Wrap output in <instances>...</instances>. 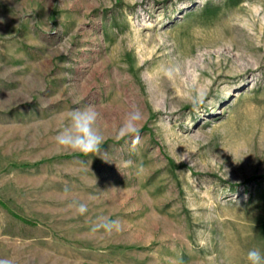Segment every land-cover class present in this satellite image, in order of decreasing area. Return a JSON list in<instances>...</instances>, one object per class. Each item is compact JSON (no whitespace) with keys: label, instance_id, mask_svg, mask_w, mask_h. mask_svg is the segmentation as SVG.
Instances as JSON below:
<instances>
[{"label":"rangeland","instance_id":"rangeland-1","mask_svg":"<svg viewBox=\"0 0 264 264\" xmlns=\"http://www.w3.org/2000/svg\"><path fill=\"white\" fill-rule=\"evenodd\" d=\"M89 106L100 154L58 147ZM133 109L135 149L116 139ZM104 221L120 227L93 231ZM252 249L264 0H0V264H249Z\"/></svg>","mask_w":264,"mask_h":264},{"label":"clouds","instance_id":"clouds-1","mask_svg":"<svg viewBox=\"0 0 264 264\" xmlns=\"http://www.w3.org/2000/svg\"><path fill=\"white\" fill-rule=\"evenodd\" d=\"M99 115L93 107L74 110L69 122L59 131L56 137L58 147L81 153L85 156L90 154H100L105 137L98 126ZM143 114L139 109H133L127 113L122 124L116 132V139L129 138L131 147L135 149L141 141L140 123ZM79 214L83 215L87 211L84 204L76 205ZM118 221H104L93 227V231L103 228L108 232L118 230ZM249 264H264V255L258 249L249 250L247 253Z\"/></svg>","mask_w":264,"mask_h":264}]
</instances>
